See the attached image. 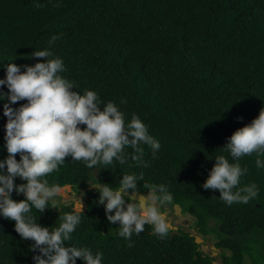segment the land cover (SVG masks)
<instances>
[{"label": "trees", "instance_id": "1", "mask_svg": "<svg viewBox=\"0 0 264 264\" xmlns=\"http://www.w3.org/2000/svg\"><path fill=\"white\" fill-rule=\"evenodd\" d=\"M54 35L60 38L51 51L64 60L62 75L77 86L74 91L97 92L105 104L116 103L126 121L136 114L161 144L155 157L143 146L148 167L129 159L98 172L69 157L46 177L49 185H72L89 196L66 243L102 252V264H213L189 234L172 231L161 239L146 225L131 241L118 236L119 225L109 223L98 204V190L88 188L97 183L116 188L123 175L142 173L140 193L164 185L174 197L172 206L194 216L196 228L219 234L218 246L231 252L226 264H264V169L256 167V155L239 161L248 169L240 187L259 188L248 203L229 206L218 191L201 187L215 157L228 155L223 150L228 138L264 109V0H0V79L8 63L23 70L43 62L31 53L47 48ZM5 102H0V159L7 157ZM12 199L26 198L14 191ZM57 208L32 209V215L51 229L64 214L77 212L64 203ZM32 243L15 231L14 221L0 217V264H33Z\"/></svg>", "mask_w": 264, "mask_h": 264}, {"label": "clouds", "instance_id": "2", "mask_svg": "<svg viewBox=\"0 0 264 264\" xmlns=\"http://www.w3.org/2000/svg\"><path fill=\"white\" fill-rule=\"evenodd\" d=\"M59 38L52 36L47 48L31 53L32 59L43 58V62L24 65L23 70L15 63L3 66L6 76L0 79V102L6 101L3 116L7 118L4 126L7 157L0 159V217L14 221L20 237L33 241L30 246L33 264H77L78 259L83 264H102V252L94 254L87 247L66 243L81 223L79 212L87 206L83 209L78 204L77 212L64 214L63 222L51 229L41 226L32 215V209L38 213L58 209L62 201L57 198L62 189H74L72 185L62 188L49 185L46 177L59 171L69 157L98 172L114 163L124 165L129 159L138 166L142 163L148 167V162L143 160V146H148L155 157L161 144L136 114L126 121L119 106L112 101L105 104L97 92L74 91L77 86L62 75L66 72L64 60L51 51ZM5 86L7 92L3 91ZM20 101L26 103L12 106ZM123 103L126 101L121 99ZM129 148L131 153L127 151ZM223 150L228 155L215 157V164L201 187L218 191L219 199L229 206L246 204L258 196L259 188L255 183L240 187L248 169L241 167L239 161L255 154L256 167L264 169L261 158L264 157V109L250 124L236 130ZM17 178L25 183L17 185ZM143 180L142 173L139 176L132 173L123 175L116 188L100 183L93 186L100 194L98 204L104 207L108 222L119 225L118 236L125 241H131L133 235L139 236L146 225L161 239L175 231L166 214V209L174 204L173 195L164 185H153L147 193H140L138 182ZM14 191L26 199L13 200ZM64 204L73 206L72 202ZM132 246L129 242L128 247Z\"/></svg>", "mask_w": 264, "mask_h": 264}, {"label": "flooded vegetation", "instance_id": "3", "mask_svg": "<svg viewBox=\"0 0 264 264\" xmlns=\"http://www.w3.org/2000/svg\"><path fill=\"white\" fill-rule=\"evenodd\" d=\"M175 205L169 206L166 209V214L175 229V231L172 232L173 235L181 233H183L184 235L189 234L192 237H196V240L197 238H200L199 236H201V242L198 244V251L201 253V255L203 257H209L211 260H213V264H226V257H228L231 252L227 249V247L218 246V244L220 243L219 234L215 232L213 228H209V231H203L200 228L188 229L189 227L186 228L175 224L173 221L175 220V218H179V216H183L186 214L182 211L180 215H177L175 213Z\"/></svg>", "mask_w": 264, "mask_h": 264}, {"label": "rangeland", "instance_id": "4", "mask_svg": "<svg viewBox=\"0 0 264 264\" xmlns=\"http://www.w3.org/2000/svg\"><path fill=\"white\" fill-rule=\"evenodd\" d=\"M98 185H99V183L94 184V185L91 184L89 190L96 191V189L93 188V186H98ZM74 192H75V190L74 189L71 190L70 187L62 189V193H61V195H60V197L58 199V200L62 201V203H59L57 205V207L61 206V204H63V203H71L72 202L73 208L75 210L78 211V209H77V205L78 204H82L83 205V209H85L86 206H87V200H88V195L86 194V191H79L75 195L73 194ZM173 221H174L175 224H178V225H180L182 227H186V228L189 227L188 229H192V228L195 229L196 228V226H195V221H196L195 217L190 215V214H188V213H186L183 216H179V218L178 217L175 218V220H173ZM211 226L212 225L210 224L209 227H211ZM199 237L201 238V236H199ZM247 261H249V258H247Z\"/></svg>", "mask_w": 264, "mask_h": 264}, {"label": "water", "instance_id": "5", "mask_svg": "<svg viewBox=\"0 0 264 264\" xmlns=\"http://www.w3.org/2000/svg\"><path fill=\"white\" fill-rule=\"evenodd\" d=\"M175 213L177 215H180L181 214V207L179 205H175ZM196 241H197V243H200V239L199 238H197Z\"/></svg>", "mask_w": 264, "mask_h": 264}]
</instances>
